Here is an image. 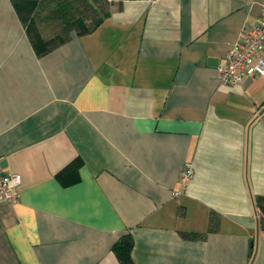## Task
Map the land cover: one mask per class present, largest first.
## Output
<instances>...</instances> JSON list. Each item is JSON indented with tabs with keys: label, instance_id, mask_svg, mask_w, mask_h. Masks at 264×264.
<instances>
[{
	"label": "crops",
	"instance_id": "1",
	"mask_svg": "<svg viewBox=\"0 0 264 264\" xmlns=\"http://www.w3.org/2000/svg\"><path fill=\"white\" fill-rule=\"evenodd\" d=\"M111 1L39 55L0 0V264H120L129 233L133 264H264V76L218 78L264 0Z\"/></svg>",
	"mask_w": 264,
	"mask_h": 264
},
{
	"label": "trees",
	"instance_id": "2",
	"mask_svg": "<svg viewBox=\"0 0 264 264\" xmlns=\"http://www.w3.org/2000/svg\"><path fill=\"white\" fill-rule=\"evenodd\" d=\"M120 4L129 0H118ZM17 14L23 21L28 37L39 55L51 52L63 43L69 41L73 35L83 36L91 34L106 18L109 17L108 0H12ZM111 5V4H110ZM32 22L40 34L42 29L50 31V39H39L33 28H27ZM32 25V24H31ZM33 26V25H32ZM34 27V28H35ZM83 165L81 159L73 161L62 174L78 175ZM253 204L259 216V228L264 232V197H256ZM182 237L196 240L201 234L182 232ZM135 246L132 235L126 234L114 246L113 253L120 264H133L132 253Z\"/></svg>",
	"mask_w": 264,
	"mask_h": 264
},
{
	"label": "built area",
	"instance_id": "3",
	"mask_svg": "<svg viewBox=\"0 0 264 264\" xmlns=\"http://www.w3.org/2000/svg\"><path fill=\"white\" fill-rule=\"evenodd\" d=\"M218 76L220 83L229 87L242 85L252 76H264V2L259 23L246 32L240 43L231 48L218 68ZM193 176L194 167L189 164L181 175V183L186 185ZM21 185L20 175L7 174L0 167V201L18 203Z\"/></svg>",
	"mask_w": 264,
	"mask_h": 264
},
{
	"label": "rangeland",
	"instance_id": "4",
	"mask_svg": "<svg viewBox=\"0 0 264 264\" xmlns=\"http://www.w3.org/2000/svg\"><path fill=\"white\" fill-rule=\"evenodd\" d=\"M26 1L31 2V1H33V0H26ZM108 1H110V2H108V3L111 4L112 1H111V0H108ZM110 4H108V8H109ZM31 24H32L33 26H32ZM31 27L33 28V33H36V34H37L36 36H38L39 39H42V37H43L44 39H46V40H47V39H50V38H49V35H50V33H51L50 31L47 32V31H45V30L42 29V35H41V34H40V31L37 30V28L35 27V25H34L32 22H29L28 25H27V28H28V29H31ZM34 27H35V28H34ZM40 35H41L42 37H41Z\"/></svg>",
	"mask_w": 264,
	"mask_h": 264
}]
</instances>
